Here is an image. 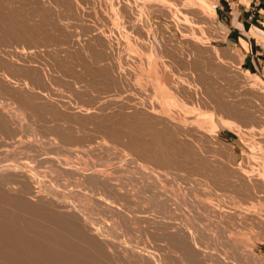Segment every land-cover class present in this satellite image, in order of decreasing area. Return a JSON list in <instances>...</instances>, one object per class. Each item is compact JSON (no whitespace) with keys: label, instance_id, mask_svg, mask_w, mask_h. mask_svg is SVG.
Segmentation results:
<instances>
[{"label":"rangeland","instance_id":"374dc122","mask_svg":"<svg viewBox=\"0 0 264 264\" xmlns=\"http://www.w3.org/2000/svg\"><path fill=\"white\" fill-rule=\"evenodd\" d=\"M213 2L0 0V105L27 113L30 139L95 140L124 151L160 170V186L174 194L168 218L161 215L166 207L152 198L139 202L137 193L130 207L137 202L138 209L96 207L100 229L115 244L108 255L75 231L73 220L0 186V264H117L121 252L132 264H178L187 254L182 238L194 229L212 264H264V62L255 58L264 52V0H257L260 22L239 31L215 14ZM162 70L168 79L160 84ZM4 131L1 140L11 134ZM130 178L121 177L135 192L139 184ZM43 179L57 193L71 190L52 172ZM172 217L184 233L175 239L164 235ZM46 239L51 243L39 250Z\"/></svg>","mask_w":264,"mask_h":264},{"label":"bare ground","instance_id":"6f19581e","mask_svg":"<svg viewBox=\"0 0 264 264\" xmlns=\"http://www.w3.org/2000/svg\"><path fill=\"white\" fill-rule=\"evenodd\" d=\"M149 47L153 48V46H151V45H149ZM163 48H166V47H163ZM22 50H24V48H22ZM21 56H22V54H21ZM164 79H168V77H167L166 71L162 70L160 75H158V80L160 81V84H162ZM154 91H155L156 94H158L157 90L154 89ZM162 103L164 105H166L164 101H162ZM18 108L13 106V105H11L10 103L1 104L0 105V133H1L2 130H5V131H8V132L11 133L9 138L8 137L7 138H3L2 140H1L2 137L0 136V186L3 187L5 189V191L8 192V194L10 193L13 196L15 195V198L17 197V198H19L20 201H23L25 203L30 204V202H31L34 205L36 204V205H40V206L44 207L45 210L46 209L49 210L50 213H52L54 216H59L61 218L66 219L65 223L67 222V218L70 220V222H72L71 220H73V222L75 224L74 225L70 224V225H73V227L76 229L75 231L80 229L91 240H93V241L96 240V241L100 242V245L102 244L101 246L104 247V250L106 251L105 253L106 254L108 253V255L109 254H113L112 253V249H115V247H114L115 244H113L114 245L113 246L111 241L109 240V237L107 236L109 234V232H107L108 234L106 235L105 234L106 232L105 233L103 232L104 229L103 228H102L103 230L100 229L99 224H98L99 222H97V220L94 217V209L96 207H100L101 209H103L106 212L108 209L113 210L115 208V204L118 203V204H120L122 206L123 205L127 206L128 209H129V207L131 206L130 205L131 204L130 203V198L132 196H136V193H137L138 197L140 198L139 202H143V201H146L148 198H152L159 205V206L158 205H156V206H158V207L164 206V207H166L169 210V211H167V209L165 210V208H164L163 209L164 213L161 214V215H163V216H165L167 218L171 216L168 212H170L171 208H174V207H172L173 205L171 203L173 201L174 194L172 196L168 195L167 193L165 194V192L163 190L164 188L162 186H160V180H161V178L163 176H165L163 173L159 172L160 170L158 171L156 169H153V168L148 166L149 164L146 165V164H143L142 162H139L136 159H133L132 158L133 155L132 156L127 155L124 151L115 152V151H113L114 150L113 147H109V146H106L104 144H100V143L96 142L95 140H94L95 141L94 142L92 139H91L92 142H88V144H85V145H83V143L79 144L80 140H76V141H71L70 140L69 142H68V140H67V142L66 141H59L58 142V141H56V139L54 140L52 138L51 139H47L46 142L45 141L39 142L38 140H33L34 138L31 140L30 137L32 138L35 135L34 134L35 130H33L31 128L30 123L29 124L27 123V122H30V121L25 120V118L27 119V113L25 112L26 113V116H25V114L23 112L24 110H21V109H18ZM165 110H167V109L165 108ZM79 114H81V113H79ZM89 114H91V113H89ZM85 116L86 115L84 114V117ZM235 116H236V114H235ZM105 126H106V124H105ZM53 128L57 129L55 127H53ZM71 131L68 130L67 133H69ZM61 132L64 133V131H61ZM73 133H72V135H73ZM76 133L79 134V132H76ZM6 134H8V133H6ZM116 134H117V132H116ZM58 135H59V133H58ZM94 138H97V137L95 136ZM5 139H9L10 141H6ZM60 139H62V138H60ZM110 139H111V136H110ZM129 139H131V138H129ZM98 140H99V138H98ZM137 141H139V140H137ZM126 142L129 143V141H126ZM130 144H131V141H130ZM45 146H47V147H45ZM141 146H143V144ZM144 149H146V148H144ZM141 150H143V149H141ZM151 151L152 150H150V152ZM144 153H148V152H144ZM173 153H175V152H173ZM78 154L79 155H85L86 159H81ZM138 157H140V155ZM146 157H148V156H146ZM166 158H164V159H166ZM50 172L54 173V177L58 181H60L61 179H67L68 180V184L71 186V190L69 192L67 191L66 194L64 195V194H61V193H57L56 189L55 190L54 189L53 190L50 189L47 186L48 184L46 185L45 180L43 179V177L47 173H50ZM126 172L130 174V176H131L130 180H133V181H135L136 183L139 184L137 189L134 190L135 192H133L130 189L126 188L125 187V181H123L121 179L122 174H124ZM43 187L45 189H43ZM67 193L74 194V198L73 199L76 200V202H74V200H69L68 199L69 197L67 196L68 195ZM2 194H3V192H2ZM4 194H6V193H4ZM0 195H1V193H0ZM152 195H153L154 198L152 197ZM104 199H108L109 200L110 204L108 205V207L101 206V203H104V202H102ZM13 200H14V198H13ZM104 201H106V200H104ZM16 202L18 203V200ZM83 202H85L86 204H83ZM106 202H108V201H106ZM133 204L134 203H132V205ZM137 204L138 203L136 202V205ZM0 205H2V204H0ZM135 206H134V208H135ZM127 207H126V209H127ZM132 207H130V208H132ZM44 208H43V210H44ZM134 208H132V209H134ZM138 208L139 207H137V209ZM28 209H29L28 207H26V208L24 207L25 211H29ZM118 209H120V206L118 207ZM123 209L125 210V208H123ZM30 210H31V207H30ZM129 210L132 211L131 209H129ZM142 210L145 211V208H142L141 211ZM172 210H174V209H172ZM139 211H140V209H139ZM153 211H154V209H153ZM121 212H123V210ZM145 212L142 215H144ZM43 213H45V212H43ZM136 213L137 212L135 211V215H136ZM156 213H158V212H156ZM161 213H162V211H161ZM151 215H153V214H151ZM46 216H48V215H46ZM122 216H123V213H122ZM96 218H97V216H96ZM172 219H173V221L171 222L170 225H168L169 227H166V231H165L164 235L169 237V238L175 239L176 236L177 237L181 236L180 234L183 231L182 232L180 231V234H179V232L177 233L175 231V226L173 224H176V223H175L173 217H172ZM69 220H68V222H69ZM188 222H189V220H188ZM60 223H58V224H60ZM1 224H2V222H1ZM58 224H56V225H58ZM32 228L33 227H31V229ZM23 229H25V228H23ZM16 230H17V228H16ZM18 230H19V228H18ZM176 230H177V228H176ZM194 230H196V229H194ZM194 230H190L187 233L185 232V235L183 236L184 239L182 238V241L183 240L184 241L181 242V245H182V247L185 248V250L187 249L186 250L187 254L185 253L186 257L184 256V259L182 258L183 260L179 261L178 264H188V263L190 264L191 262L193 263V261L196 262V264H212L213 263L212 255L208 254V252L203 249V245L201 244V242H199L200 238H198V236L196 235L198 232L195 234ZM105 231H107V230L105 229ZM29 232H30V230H29ZM182 234H184V233H182ZM10 235H11V233H10ZM76 236H78V235H76ZM17 237H18V235H17ZM44 241L45 242H42V243L40 242V244L37 245L39 247V250L41 248H43L44 246L49 245L51 243L50 239L49 240L46 239ZM114 242H117V241H114ZM61 244H62V242H61ZM117 244H119V243H117ZM119 246H120V244H119ZM138 246H140V245H138ZM116 247H118V246H116ZM142 247H141V249H142ZM4 248H5V246H4ZM135 248H137V247H135ZM77 249H79V248H77ZM125 249H127V248L125 247ZM146 249H148V248H146ZM130 250H129V252H131ZM150 251H149V253H150ZM164 251H166V250H164ZM118 252H121V251H118ZM142 252H145V251L143 250ZM147 252H148V250H147ZM105 253H104V255H105ZM121 253H119V257L120 258L118 257L120 260H118V263L117 262L116 263L117 264H132L131 263L132 260L130 261L129 259L123 257V255H121ZM124 256H125V254H124ZM169 256H171V255H169ZM179 256H180V253H179ZM179 256H178V258H179ZM126 257H128V256H126ZM53 262H55V259H53ZM61 262L62 263H60V262L59 263L60 264H72V260L65 259V258H62ZM223 262L226 264L225 260ZM36 263H39V262H36ZM220 264H222V263H220Z\"/></svg>","mask_w":264,"mask_h":264},{"label":"crops","instance_id":"0c3cea01","mask_svg":"<svg viewBox=\"0 0 264 264\" xmlns=\"http://www.w3.org/2000/svg\"><path fill=\"white\" fill-rule=\"evenodd\" d=\"M213 9L216 15L222 16L236 31H239V25L259 23L261 18L257 0H250L246 6L237 3L231 5L230 0H214ZM255 58L258 62H264V52L256 53Z\"/></svg>","mask_w":264,"mask_h":264}]
</instances>
